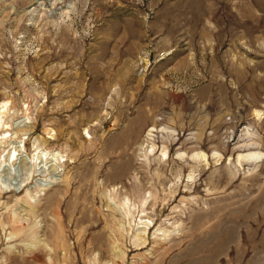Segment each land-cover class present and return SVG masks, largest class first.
<instances>
[{
	"label": "rangeland",
	"instance_id": "374dc122",
	"mask_svg": "<svg viewBox=\"0 0 264 264\" xmlns=\"http://www.w3.org/2000/svg\"><path fill=\"white\" fill-rule=\"evenodd\" d=\"M1 111L0 264H264V0H0Z\"/></svg>",
	"mask_w": 264,
	"mask_h": 264
},
{
	"label": "bare ground",
	"instance_id": "6f19581e",
	"mask_svg": "<svg viewBox=\"0 0 264 264\" xmlns=\"http://www.w3.org/2000/svg\"><path fill=\"white\" fill-rule=\"evenodd\" d=\"M6 104L7 103H4L1 107L2 108H5L6 107ZM0 114H2V115H4V111H1L0 112ZM2 118V117H1ZM0 118V119H1ZM1 124V123H0ZM2 126V125H1ZM7 137V135H3V138H2V140H0V143H3V144H5V143H7V145L9 146L10 145V140H5V138ZM20 142H22V139L20 140ZM4 146V145H3ZM5 147V150L7 151L6 153H4V155H3V157H2V159H1V164H2V166H3V169L4 170H6V174L5 175H7V177L6 178H4V180L2 181V183H1V187H0V189H2V190H5V191H8V192H10V191H16V192H18V191H23L22 189H24V187H26V180H24L23 178L21 179V178H17V179H13V177L11 176V168H12V166L14 165V164H17V162H19V152H20V149H19V146H14V147ZM3 149H4V147H2ZM39 149V148H38ZM41 149V148H40ZM5 150L3 151V152H5ZM1 152H2V150H1ZM49 155V156H48ZM35 158L34 159H36L35 161H36V164H37V161H39L40 160V162H41V160H43V162H44V159L45 160H47L48 159V157H50V154H48V152L47 151H44V150H40V151H37L36 153H35ZM48 156V157H47ZM53 156H55V157H58V156H61V154H59L58 156H57V154H53ZM52 156V157H53ZM243 156V158L245 159V160H254V159H257V158H259L260 157V152H257V151H248L247 153H245V154H243L242 155ZM54 157V158H55ZM178 157V156H177ZM59 158V157H58ZM192 158H195V159H199V153H196V154H193V156H192ZM57 159V158H56ZM169 159V158H168ZM179 160V159H178ZM201 161V160H200ZM58 162V161H57ZM181 162V161H180ZM183 162H184V160H183ZM186 162V161H185ZM184 162V163H185ZM183 163V164H184ZM33 164H35V163H33ZM35 164V165H36ZM182 164V163H181ZM169 165H170V163H169ZM48 166V165H47ZM52 166V165H51ZM195 166V165H194ZM194 166H192V168L194 167ZM1 167V166H0ZM35 167V166H34ZM55 168H56V166H55ZM43 169V168H42ZM41 169V170H42ZM53 169H54V167H53ZM58 169V168H57ZM1 170V169H0ZM12 170H13V168H12ZM34 170H36L35 168H34ZM40 170V171H41ZM179 170V168L177 169V171ZM181 170V169H180ZM48 171V170H47ZM176 171V172H177ZM195 171V170H194ZM1 172H2V170H1ZM35 172V171H34ZM182 172H183V170H182ZM191 172V171H190ZM189 172V173H190ZM13 173V172H12ZM33 173V172H32ZM42 173V172H41ZM178 173V172H177ZM177 173H176V175H177ZM194 173V172H193ZM180 174H181V172H180ZM30 175V174H29ZM190 175V174H189ZM192 175V174H191ZM22 176V175H21ZM180 176V175H179ZM19 177V176H18ZM162 178H163V176H162ZM176 178V177H175ZM192 178V177H191ZM179 179H180V177H179ZM177 180V179H176ZM164 181H165V178H164ZM179 182V181H178ZM181 184V183H180ZM40 185V184H39ZM174 186H175V184H173ZM178 185V184H177ZM176 185V186H177ZM173 187V186H172ZM173 189V188H172ZM1 190V191H2ZM42 190V189H41ZM178 189H176V191H177ZM172 191V190H171ZM173 191H174V189H173ZM28 192V191H27ZM172 192H170V194H171ZM170 194H169V198L171 197V200H172V196H170ZM172 194H174V192L172 193ZM36 197V196H35ZM169 201H170V199H169ZM26 202H28L27 200H26ZM25 202V203H26ZM168 203V202H167ZM165 204V203H164ZM163 204V205H164ZM31 205V204H30ZM29 205V206H30ZM32 206V205H31ZM30 206V207H31ZM166 206V205H165ZM33 208V207H32ZM14 218H16V217H14ZM13 218V219H14ZM12 219V220H13ZM17 219V218H16ZM15 219V220H16ZM15 222H17V221H15ZM142 223H144V225H145V227L148 229L149 228V222H147V221H145V222H142ZM145 227H143V229L142 230H144L143 231V233L144 232H146V228ZM242 242L244 243V242H246V239L244 238V236L242 235ZM100 244V243H99ZM101 245V244H100ZM263 245H264V242H263Z\"/></svg>",
	"mask_w": 264,
	"mask_h": 264
}]
</instances>
